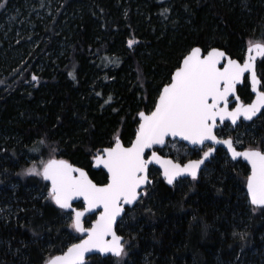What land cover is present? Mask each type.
<instances>
[{"label": "trees", "instance_id": "trees-1", "mask_svg": "<svg viewBox=\"0 0 264 264\" xmlns=\"http://www.w3.org/2000/svg\"><path fill=\"white\" fill-rule=\"evenodd\" d=\"M0 4V264H45L82 238L73 212L47 199L48 184L26 169L52 156L105 183L93 156L116 136L125 146L132 141L138 113L152 109L187 50L219 48L242 61L247 42L264 38V0ZM256 72L264 89V57ZM239 95L250 100L247 83ZM216 135L236 148H264V111ZM201 153L178 142L159 150L180 164ZM248 175L222 148L197 179L173 186L150 168L152 184L116 225L127 255L84 264H264V207L249 203Z\"/></svg>", "mask_w": 264, "mask_h": 264}, {"label": "snow or ice", "instance_id": "snow-or-ice-1", "mask_svg": "<svg viewBox=\"0 0 264 264\" xmlns=\"http://www.w3.org/2000/svg\"><path fill=\"white\" fill-rule=\"evenodd\" d=\"M0 7L3 5L0 4ZM128 43L131 46L133 41ZM253 49L257 56L264 57V38L248 41V55L243 63L219 48L202 49L196 46L187 50L169 74L168 81L157 89L152 109L138 113L139 123L130 145L125 146L116 136L113 146L98 150L93 156L96 164L103 165L107 170L106 183H96L83 168L52 156L41 161L40 168L34 164L26 169L27 173L42 176L50 182L46 198L61 209H71L73 200L81 197L87 204V208L75 210L71 223L77 232H86L87 238L72 244L62 255L49 257L45 264H83L85 253L93 249L116 257L127 255L114 225L117 218L125 213V205L134 204L141 197V186L149 182V163L153 160L162 162L163 176L168 184H173L184 173L195 179L204 160L215 151L209 147L201 159L189 160L183 165L162 159L156 151H152L151 156L147 155L155 146H164L169 137H179L192 145L215 141L227 145L232 158L244 157L251 164V173L247 177L250 202L264 206V148L238 151L231 138L220 140L214 132L217 120L230 117L235 123L241 115L251 120L264 107V91H259L252 104H237L229 110V97L236 92V86L246 72H251L253 89L260 84L255 68L256 57L251 55ZM33 79L37 77L33 76ZM111 99L109 96L108 100ZM236 99L239 100V97ZM101 206L103 211L99 218L92 227L85 228L82 222L85 212ZM109 235L111 240L106 239Z\"/></svg>", "mask_w": 264, "mask_h": 264}, {"label": "water", "instance_id": "water-1", "mask_svg": "<svg viewBox=\"0 0 264 264\" xmlns=\"http://www.w3.org/2000/svg\"><path fill=\"white\" fill-rule=\"evenodd\" d=\"M247 55H248V50L246 49L244 59L246 58ZM251 55H253V56L256 57V59H255V68H256V63H257V61H258L259 59H261L262 57H259V56L256 55V50H255V49L252 50ZM228 56H229V55H228ZM229 57H230V56H229ZM232 59H233V58H232ZM244 59H243L242 61H240V62L243 63V62H244ZM236 60H237V59H236ZM238 61H239V60H238ZM258 78H259V77H258ZM245 79L248 80V84H249V86H250V92H251V94H253V96H254L253 99H252V101H251L250 103H247V104H252L253 102H255V100H256V98H257L258 92L260 91V84L257 85V89H253L252 86H251V72H250V71H249V72H246L244 78H242L241 82H239V83L237 84V86H236V92L233 93V94L229 97V106H230V103H232V102H235V103H236V105H235L232 109H234V108L237 106V104H244V103L240 100V98H239V100H237L236 97L238 96V95H237V89H238L239 87H242V86H243ZM259 80H260V79H259ZM238 97H239V96H238ZM245 105H246V104H245ZM229 110H231V109H229ZM263 110H264V107H262V108L260 109V111H258V112L256 113V115L252 117L251 120L246 119L243 115H241V116L237 119V121H236L235 123L232 122V120H231L230 117H225V119H224L223 121L217 120V123H216L215 129H214V132H215V134H216V130H217L219 127L223 126L225 123L229 124L232 128H235V127L238 125V123H239L240 120L245 121V122H246V121H252V120L256 119V118L261 114V112H262ZM137 117H138V116H137ZM138 123H139V118H138ZM137 127H138V125H137ZM136 129H137V128H136ZM134 136H135V134H134ZM216 136H217V135H216ZM133 139H134V137H133ZM133 139H132V140H133ZM220 140H221V139H220ZM168 142H178V143L183 144L184 146H186V147L189 148V149H202L205 145H209V146H211L212 148H214L215 151H216L217 148L221 147V148H223V149L226 151L228 157H229L232 161H238V160H241L242 162H244L245 164H247V166L249 167V175H250V173H251V164H250V163H249L244 157L241 156V157L232 158V154H231L230 150L228 149L227 145L222 144V143L217 144L215 141H205V144H204V145H192V144H190L188 141H185V140H183V139H181V138H179V137H169V138L167 139V141H166V144H165L164 146H159V145L155 146L153 149H151V150L148 151L147 155H148V156H151V152H152V151H156L157 154H158L160 157H162V159H168V160H172V161H174L173 159H171V158H169V157H164V156H162V155L159 154V150H163V149L165 148V146L167 145ZM130 143H131V142H130ZM130 143H129L127 146H129ZM215 151H214L213 153H211V154L209 155V157L206 158V159L204 160V163L200 166V169L198 170L197 177H196L195 179L198 178V176H199L201 170L203 169L205 163L209 161V159L214 155ZM201 158H202V157H201ZM201 158H200V159H201ZM174 162H175V161H174ZM176 163H178V162H176ZM185 164H186V163H185ZM181 165H183V164H181ZM92 168H93L94 170H96V171H102V172L106 175V177H107V170L103 167V165H97L96 162L94 161V159L92 160ZM150 168L157 169V170L159 171V174H160L161 179L164 180L168 186H173V184H174L175 182H177L178 180H181V179H187V178L193 179L192 176H191L190 174H188V173H184V174H182V176L177 177V179L173 182V184H168V183H167V180H166V179L164 178V176H163L164 168H163V164H162V162H161V163H157L155 160H153V161H151V162L149 163V165H148V179H149V182H148L146 185H142V186H141V189H140V191H141V193H142L141 197L139 198V200H138L136 203L131 204V205H125V212H126V210H130V209H132V208H133V207H134V206L140 201V199L144 196L147 187L150 186V185L152 184V180H151L150 177H149V169H150ZM85 172H86V171H85ZM77 175H78V173H77ZM89 178H90V177H89ZM90 179H91V178H90ZM43 180H44V179H43ZM44 181H45V182L48 184V186L50 187V182H49V181H46V180H44ZM106 182H107V181H106ZM106 182H105V183H106ZM245 189H246V194H247V196H248L249 203L251 204V202H250L251 198H250V196H249V194H248V190H247V182H246V188H245ZM53 203H54V205H55L56 207H58L59 209H61L58 205L55 204L54 201H53ZM76 204H81V205H82V209H79V210H83V209L87 208V204H86V202H85V201L83 200V198L81 197V198H77V199L73 200V202H72V205H73V206H72L71 209H61V210L73 212V216H74V212H75V210H77V209L74 207V205H76ZM251 205H252V204H251ZM252 206H254V207H259V208H260V207H264V206H256V205H252ZM102 211H103V208H102V206H101V207H98V208H96V209H92V210H90V211L85 212V215H84V217L82 218L83 226H84V220H85L86 217L94 216V220L91 222L90 226H88V227H85V226H84L85 228H90V227H92V224H93V223L99 218L100 212H102ZM124 214H125V213H122L121 216L117 218L116 224L114 225V230H115V232H116V225H117V223L123 218ZM79 234H80L81 237H82L81 239H86V238H87V235H88L86 232H79ZM116 234H117V233H116ZM81 239H80V240H81ZM106 239L111 240V239H112L111 235H109L108 237H106ZM80 240H79L78 242H76V243H79ZM121 243H123V239H122V238H121ZM67 249H68V248H67ZM67 249H66L64 252H66ZM64 252H63V253H64ZM63 253H62V254H63ZM62 254H60V255H62ZM92 256H101V257H103V258L110 256V257H114V258H116V256L113 255V254H111V253H100L98 250L93 249L91 252L85 253V257H84V262H83V264L85 263V261H86L87 259H89V258L92 257Z\"/></svg>", "mask_w": 264, "mask_h": 264}, {"label": "flooded vegetation", "instance_id": "flooded-vegetation-1", "mask_svg": "<svg viewBox=\"0 0 264 264\" xmlns=\"http://www.w3.org/2000/svg\"><path fill=\"white\" fill-rule=\"evenodd\" d=\"M259 60H260V59H259ZM244 82L248 84V80H247V79H245ZM248 85H249V84H248ZM240 88H242V87H239V88L237 89V95L239 96L240 100H241L244 104L250 103V102L252 101L253 97H254L253 94H251V92H250V94H251V98H250V100H249L248 102H244V101L241 99L240 95H239V89H240ZM249 91H250V86H249ZM260 91H262V89H261V81H260ZM235 105H236L235 102L230 103L229 109H232ZM263 111H264V110H263ZM263 111H262V112H263ZM262 112H261V113H262ZM259 116H260V115H259ZM259 116H258V117H259ZM258 117H257V118H258ZM252 121H253V120H252ZM240 122H245V121L240 120L239 123H240ZM246 122H250V121H246ZM239 123H238V124H239ZM225 124H227V123H225ZM228 125H229V124H228ZM229 126H230V125H229ZM230 127H231V126H230ZM231 128H232V127H231ZM220 139H221V138H220ZM224 139H227V138H224ZM209 147H211V146H209V145H205L202 149H196V150H199V151L202 152V153H201V157H202V156H203V152H204V151H207V149H208ZM219 148H221V147H219ZM217 149H218V148H217ZM217 149H216V150H217ZM222 149H223V148H222ZM237 149H239V150H245V149H247V148H244V149L237 148ZM190 150H195V149H190ZM201 157H200V158H201ZM200 158H199V159H200ZM74 207H75L77 210L82 209V205H80V204H76V205H74ZM86 219H87V217L85 218V220H86ZM85 220H84V221H85ZM91 222H92V221H91ZM90 224H91V223H90Z\"/></svg>", "mask_w": 264, "mask_h": 264}, {"label": "rangeland", "instance_id": "rangeland-1", "mask_svg": "<svg viewBox=\"0 0 264 264\" xmlns=\"http://www.w3.org/2000/svg\"><path fill=\"white\" fill-rule=\"evenodd\" d=\"M133 43H134V42H133ZM247 43H248V42H247ZM246 46H247V45H246ZM243 57H245V53H244V56H243ZM243 59H244V58H243ZM258 61H259V60H258ZM258 61H257V62H258ZM262 91H264V89H263V88H262ZM172 147H173V146H172ZM174 148H175V150L178 152L179 148H177V147H175V146H174ZM174 148H173V149H174ZM245 148H247V149H248L249 147H248V146H246ZM179 152H180V151H179ZM166 156H167V155H166ZM167 157H168V156H167ZM93 220H94V219H93ZM93 220H92V221H93Z\"/></svg>", "mask_w": 264, "mask_h": 264}, {"label": "bare ground", "instance_id": "bare-ground-1", "mask_svg": "<svg viewBox=\"0 0 264 264\" xmlns=\"http://www.w3.org/2000/svg\"><path fill=\"white\" fill-rule=\"evenodd\" d=\"M219 138V137H218ZM220 139V138H219ZM228 139V138H227ZM221 140H224V139H221ZM234 147H235V145H233ZM236 148V147H235ZM237 149V148H236ZM238 151H244V150H239V149H237ZM161 155V154H160ZM164 157H167V156H164ZM210 160V159H209ZM239 161V160H238ZM207 163V162H206ZM206 163H205V165H206ZM205 165H204V167H205ZM247 165V164H246ZM203 167V168H204ZM249 168V167H248ZM202 171V170H201ZM249 176V175H248ZM254 207V206H253Z\"/></svg>", "mask_w": 264, "mask_h": 264}]
</instances>
